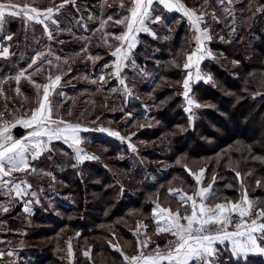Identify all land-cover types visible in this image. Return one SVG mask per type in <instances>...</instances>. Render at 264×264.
<instances>
[{"label":"trees","instance_id":"obj_1","mask_svg":"<svg viewBox=\"0 0 264 264\" xmlns=\"http://www.w3.org/2000/svg\"><path fill=\"white\" fill-rule=\"evenodd\" d=\"M190 1L186 0V3L189 4ZM250 3L251 0H235L232 5L225 4L226 10L225 5L220 4L218 0H207L205 4L209 11H220L223 15L219 22H213L212 31L214 36L220 32L223 40H213L208 46L221 58L226 59V63L221 65L205 60L201 68L209 71L207 73L211 81L193 84L189 96L196 104L209 102L215 108L196 107L190 112L187 110L182 82L186 79L187 70L183 65L186 56L193 52L195 43L192 42V26L184 16L168 13L164 28L159 31L156 40L141 36V44L135 51L134 58L147 74L139 76L142 73L140 71L128 73L129 85L134 89V94L133 98H128L127 101V113H132L127 126L129 128L135 119L144 118L148 123H145L132 140L152 141L169 134L163 146V150L169 151L162 154L163 150L160 148L156 152L141 150L139 157V153L127 148L124 153L126 144L108 136L96 137L89 145L91 151L88 153L97 157L95 160L66 164L70 186L64 194H71V198L67 201L57 199L54 213L43 214V211L39 210L40 207L39 212L36 210L32 219L34 226L28 228V240L38 242L41 238L38 243L40 247H24L25 251L37 254L32 264H66L67 262L58 256L56 249L65 238L73 236L78 242L77 247L90 246L92 257L96 255L97 250L107 253L113 251L112 247H109L112 237L117 239L122 236L132 241V230L128 224L133 212L142 209L147 211V215L155 201L160 199L161 203L165 197L181 203L177 194H170L169 189L180 188L185 191L187 187H195L196 182L185 166L193 172H196L195 169L206 168L210 176L216 177L215 187L223 189L224 196L229 195L230 198L239 193L235 174L237 171L243 174L246 169L252 168L255 169L256 175L264 176V160L259 159L264 157V141L259 138L262 133L264 135V13L254 12ZM78 4L77 9L71 6L65 8V15L79 17L78 14L87 8L82 1L78 0ZM200 4L201 0H198L194 7ZM228 9H231V12ZM18 52L16 45L11 53ZM23 53L26 58L33 54L29 47L25 48ZM152 72L153 79H147ZM177 76L179 90L171 85L176 83ZM174 93L176 96L171 97ZM254 94L260 95L253 97ZM105 103L108 108V99L102 94L98 95L92 106L93 112H96L94 114L99 115ZM145 106L150 110L144 108ZM112 117L118 121L121 116L116 114ZM101 118H104V113ZM208 119L216 121L215 125L207 122ZM222 132L226 136L220 138ZM236 141L249 142L255 157L247 154L249 160L244 164L239 161V158L245 156L240 148L232 152L229 150V154L220 156L222 149L225 150ZM216 144L219 146H215ZM94 147L97 152L93 153ZM158 153L169 163L162 173L146 167L141 159L154 161L156 158L153 155ZM120 154L122 157L119 158ZM184 154L185 158H181L180 155ZM105 158L109 159L108 167H113L119 170L118 172L123 170L124 174L104 169ZM239 164L243 166L237 169ZM61 165L63 169L64 164ZM154 173L157 177L152 180L151 175ZM180 177H184V184L179 183ZM258 189H263L261 186L256 188V195H261L262 192L257 191ZM215 202L221 200L216 199ZM21 211L22 209H18L15 215L19 216ZM46 238L51 240L48 242ZM75 255L77 258V254ZM81 260L84 264L98 262L88 260L85 255ZM238 260L222 263L264 264L261 256L241 257Z\"/></svg>","mask_w":264,"mask_h":264},{"label":"snow or ice","instance_id":"obj_2","mask_svg":"<svg viewBox=\"0 0 264 264\" xmlns=\"http://www.w3.org/2000/svg\"><path fill=\"white\" fill-rule=\"evenodd\" d=\"M75 2L76 0H63L55 8L39 9L33 6L35 0H25L22 5L17 4L15 0H0V33L3 31L6 18H21L42 25L49 39H54L53 32L49 29L45 20L57 24V21L53 19L54 12H59L66 4H75ZM218 2L220 4L232 5L234 0H218ZM130 3L131 7L127 9L129 15H125L123 19L115 21L117 24H123L126 31L114 37L121 44L115 48V51L111 52V55L116 57V61L114 63V71L110 75L115 77L120 76L122 66L129 59L131 49L137 44L136 34L139 32H150L146 21L150 20L152 23L159 22L160 16L154 14L155 9L153 7L154 4H159L169 11L181 12L190 22L194 31L199 33L198 36L194 37L198 46L194 52L186 56L183 68L187 70L195 67V78L197 80L202 79L199 64L206 56L212 55L205 43L212 40L205 17L219 22L215 12H210L204 6L207 0H201V4L195 8L187 7L181 0H130ZM120 6L124 7L123 3ZM258 10L264 11V8ZM228 11L231 12V9H228ZM108 19L111 20L112 17L109 16ZM202 24L204 25L203 28L201 27ZM151 34L155 35L154 32ZM4 38L11 41L13 36L9 34ZM220 39L223 40V37H220ZM10 55L14 54L10 53L9 47L0 44V57L7 59ZM45 56L44 52L36 53L28 67L33 68L35 66L34 72H43L42 62L45 61ZM46 62L48 64L52 63L51 60H47ZM109 67H113V65H109ZM26 72L27 69L21 71L13 79L19 84L23 77L37 90L35 107L28 110L30 115L25 113L15 121H6L3 118V113H0V122H2V126H0V189H7L9 196L14 192L15 197L28 195L25 188L21 185L27 184V187L31 188V184H28L25 180H20L17 183L15 179L5 178L12 177L13 173L16 172H36V169L32 168L26 159L25 154L29 151V147L25 143V140L14 139L11 135V128L16 127L17 124L33 129L28 137L25 138L26 140L47 137L49 142L53 139H63L66 143L71 141L72 145L77 146L76 153L78 159L91 160L97 158L87 154L80 155L83 152V149L78 147L81 143V138L78 135L81 131V126L66 121L58 115L59 106L55 104L52 97L54 95H61L57 91V88L61 86L62 75H55L54 77L48 75L46 76V83L38 84L32 79V74L26 75ZM192 79L193 72L188 71L186 79L183 81L185 89L183 96L188 98L190 106L194 103L189 98V81ZM209 79L211 78L209 77ZM100 81H104L103 76L100 77ZM119 83L124 85V79H120ZM14 91L17 95H22L19 87H16ZM0 95H3L2 89H0ZM26 99L27 97H25ZM54 107L57 109L55 113ZM187 110L191 111V107ZM68 115H71V112H68ZM96 130L100 132L109 131L104 128H97ZM109 134L118 137L120 135L115 131H110ZM120 139L124 140L125 137H120ZM43 144V140H36L32 147L33 149H40ZM131 147L132 151L135 152L136 148L134 146ZM38 154L36 152L33 159ZM185 168L194 178L197 189L191 195L188 193L179 195L178 199L184 208V212L182 213L179 208L173 211L170 208H162L157 204L154 213L159 218L156 221L157 229L154 235L170 234L175 239L168 241L166 251H161L160 246L157 244L151 252H146L145 249L154 243V241L145 232L146 238L137 241L138 253L133 256L125 255L118 245H112L116 251L121 252L125 264H163L164 261H168V264H193V262H199V264H218L216 259L218 249L215 245L217 242L223 244L225 241H231L234 254L241 252L264 253V247L261 246L264 244V208L259 207L258 201L249 198L248 190L244 187L240 172L237 171L235 173L241 189L239 199L232 201L225 198L222 202L210 204L209 201L218 199L216 193L213 191L216 177L212 176L210 182L204 186L203 178L206 169L201 168L199 172H193L187 166ZM256 184L257 187L261 186L260 181H257ZM228 187L232 186L228 185ZM169 192L172 195H176L178 192H182V189H169ZM2 211L8 212L9 208L3 207ZM25 211H29V209L25 208ZM161 221L163 222V226H161ZM139 227L146 229L147 225H139ZM229 228L234 230L229 231ZM240 238L244 239L241 240ZM69 253L71 254L70 243ZM3 255L5 253L0 252V257ZM7 255L11 256L12 253L9 252ZM83 255L89 256L90 253L86 251Z\"/></svg>","mask_w":264,"mask_h":264},{"label":"crops","instance_id":"obj_3","mask_svg":"<svg viewBox=\"0 0 264 264\" xmlns=\"http://www.w3.org/2000/svg\"><path fill=\"white\" fill-rule=\"evenodd\" d=\"M79 1L84 2V4H88L86 5L87 10L83 13L80 12V14H78L79 17L65 15L66 12H64V9L70 6L66 4L64 8L59 10V12H54L53 14V19L57 21V24H53L51 21L45 20V23L48 24L49 29L53 32L54 39H49L43 26L35 23L34 21H26L25 19L21 18H6L3 31L2 33H0V44L9 47L10 53L11 51L13 52V48L17 45L19 52L18 54L10 55L7 59L0 57V89L3 90V95H0V113H3L4 120L6 118H9L15 121L19 116H23L25 113L30 115V112L28 110L35 107V101L37 97L36 88L23 77L21 78L19 84H17L13 79L21 71L27 69L26 75L32 74V79L35 80L38 84L46 83V76L48 75H52L53 77L55 75H62L61 86L57 88V91L60 92L61 95H54L52 98L55 104L59 106L58 115L60 117H62L66 121H69L73 124H79L81 126V131L78 133L81 138V143L78 147L85 151V146H89L91 142L98 136H108L114 140H117L118 142L120 141L115 136L110 135V130L107 127H102V124L99 122L96 124V129L104 128L109 131L100 132L95 128H93L92 131L90 128L89 130V126L87 125V123L81 120L80 117H77L78 112L79 114L80 112H88L86 110L81 111L82 107L79 108V110L73 109L75 98L87 100L89 94H87L88 91L86 90H91V87L95 85L92 91H98V88H100L103 91L104 96L106 94L119 100L127 99L128 101L129 96L132 97L134 94L132 91L133 88L129 85V71L142 72L141 74L143 75L139 74V76H144L147 74L144 68H142V66H140L134 58V53L137 50L138 46L141 44V36L145 35L152 40H156L159 37V28L164 25L168 13H178L182 16L183 14L177 11H169L165 9L163 5L154 4V14L160 16L159 22L152 23L150 20L146 21L150 32H139L136 34L137 44L133 49H131L129 59L125 61V65L122 66L120 76L115 77L110 75L114 71V63L116 61V57H113L111 55V52L115 51V48L119 46L121 42L117 40L116 43H109V45H104L105 42L103 39L113 33L109 30H105V32L99 33L98 38H93V41H95V43L89 44V41H87V39L92 38L94 32H92V30H89L88 26L87 32H82V29H80L82 27L81 24L80 26H77V23L84 20V18H94V20L96 21H91L95 22V25H97L95 29L98 30L101 28V22L102 24H105V22L108 23V21H110L108 19L109 16L112 17L113 21H116L123 19L125 15H129L127 9L131 7L130 0ZM15 2L22 5L25 0H15ZM62 2L63 0H54V3L53 0H35L33 6L39 9H46L48 7L55 8ZM121 3H123L124 7L120 6ZM98 20L100 23L97 22ZM121 25V28L116 26V29H120V34L126 31L125 26L123 24ZM112 27L113 25L111 26V28ZM153 32L155 33V35L151 34ZM9 34L13 36V39L11 41L4 38ZM196 35L198 36L199 33H196ZM78 38L79 41L74 42V40L76 41L78 40ZM209 42L210 41L205 42L208 49ZM28 47L33 54L32 56H27L26 58L24 56L23 50ZM38 52H44L46 54L45 61L42 62V67L44 69L43 72H34L35 66H33V68L28 67L31 59ZM47 60H51L52 63L48 64L46 62ZM205 60L206 58L203 59L200 64L202 65ZM65 61H67V63H65ZM200 64L199 69L201 67ZM109 65H113V67H109ZM188 71H192L194 75V78L189 81V94L192 90L191 88L193 84L200 81H211L209 77H204L201 72L200 74L202 79L197 80L195 78V67H193L192 69H187V72ZM67 75L69 76L67 77ZM101 76L104 77L103 82L100 81ZM120 79H124V85H121L119 83ZM93 81H95L94 84H92ZM16 87H19L21 89L22 95H17L15 93L14 89ZM113 89H115V91H113ZM95 96L97 97V95ZM25 97H27L26 100ZM186 99L188 104V98ZM5 105H7V107H5ZM126 105H128L127 102ZM55 112H57V109L54 107V113ZM68 112H71V115H68ZM0 126H2V122H0ZM17 127H21L24 130V134L21 137H17L14 134V130ZM32 130L33 129L26 128L20 124H17L14 128H11V135L13 136V138L25 140V143L28 145L29 151L25 154L26 159L28 160V163L31 165V167L36 169V172H16L13 173L12 177L5 178L15 179L17 183H19L20 180L27 181L28 184H31V188H28L27 184H23L21 186L25 188L28 195L15 197V194L13 192V194L9 196L7 194V189H0V211L3 213L2 216H0V252L2 251L1 249H4V246L6 247V249L9 248L6 246V244L8 243V241H10L11 238H14L19 242L23 241L24 239L28 240V228L29 226H34V223H32L33 216L36 210H38V208L41 206V193L43 192L41 181L47 178V180L51 183L50 186H52V196L50 199L54 200L56 198L67 201L71 198V194H64L68 192L70 186L68 183L69 174L66 173V164L72 162L80 164L84 161H88L87 159H78L76 153L77 146L72 145L71 141L66 143L63 139H53L51 142H49L47 137H37L32 138L31 140H26L25 138L28 137L29 133ZM36 140L44 141V144L40 149H33L32 147ZM88 142L90 143L87 144ZM124 142L125 143H120L126 145L130 143H128L127 141ZM36 152H38L39 154L36 155L35 159H33V156ZM61 164H64L63 169ZM56 184H58V186H55ZM183 193L186 192H184L183 190L182 192H178L177 198ZM42 194L44 195V193ZM191 194H193V192ZM157 204H159L162 208L171 209L170 204L163 205L162 202L160 203V199H157L155 201V203L152 205L151 221L149 224H144L147 225V228L142 230L144 238H146L145 232H153L154 234L157 229L156 221L159 218L154 215ZM177 204L181 203L177 202ZM3 207H8L9 211L3 212ZM16 208L22 209L20 213L21 216L15 215ZM25 208H28L29 211H25ZM172 210L174 211V209ZM161 226H163L162 221ZM233 230L234 229L232 228L229 229V231ZM168 235L170 234L153 235L152 240L154 241V243L152 244L157 245L162 243V241L167 238ZM240 239L243 240L244 238ZM225 244L226 247L233 253L231 241H225L224 244H220L219 242H217L215 247L221 249ZM14 248L10 249L12 255L8 260H11L12 257L15 256V258L18 257L20 259H23L24 257L30 258L33 261L37 256L35 252H29L27 250L25 251V248L22 246L16 247L15 249ZM249 254L254 253L241 252L239 254H235V256L239 258L246 257ZM127 255L133 256L132 254ZM1 261L2 260L0 257V264ZM8 264L12 263L8 262ZM163 264H168V261H164Z\"/></svg>","mask_w":264,"mask_h":264},{"label":"rangeland","instance_id":"obj_4","mask_svg":"<svg viewBox=\"0 0 264 264\" xmlns=\"http://www.w3.org/2000/svg\"><path fill=\"white\" fill-rule=\"evenodd\" d=\"M197 1L198 0H191L190 3L187 4L186 3V0H181V2L182 3H185L186 6L189 7V8H195L194 7V3H196ZM259 2L260 1H258V0H251V3H250L251 6H250V8L254 11L255 8H256V6H258L261 3V2L260 3ZM234 3H235V0H234ZM86 5H88V4H86ZM96 6H98V5H96ZM204 6H206V5H204ZM74 8L75 9L79 8L78 1H76V7H74ZM86 10L84 8V11H82V13L85 12ZM101 10H102V8H101ZM224 10H226V5H225ZM210 12H212V11H210ZM219 12L220 11L215 12V14L218 17V19H220L223 16ZM185 19L187 20L186 17H185ZM91 20H94V18H84V20H82L79 23H77V26H80V24H81L82 27L80 29H82V32H84V31L87 32V29L88 28H89V30H92V32H94L92 38L87 39V41H89V44L95 43V41H93V38L94 37H97L98 38L99 37V33L105 32V30H109L110 32H113V33L103 39L104 42H105L104 45H106V44L109 45V43H116L117 42V40L114 37H115V35H119L121 31L118 28L116 29V26H118L119 28H121L122 27L121 24H117V23H115V21H113L111 19L110 21H108V23L105 22V24L104 23L102 24V22H101V24H100L101 28L98 29V30H96L95 27L97 25H95V22H93ZM205 20L207 21V27L209 28V30L211 32V35H212V40L211 41H213V40L214 41L215 40H219L220 37L222 36V34L220 32H218V34L216 33L217 35L215 34V36H214L213 33H212V31L214 29L213 22H217V21L216 20H212V19L207 18V17H205ZM94 21H96V20H94ZM97 22H99V20ZM112 25H113V27H112L113 29L111 28ZM87 26H88V28H87ZM163 26H161L159 28V31L162 28H164ZM201 27L203 28L204 25L202 24ZM192 30H193L192 42L195 43V46L193 47V52H194L195 49H196V47L198 46L197 45V42L194 39V37L197 36L196 35L197 32L194 31L193 27H192ZM160 39L163 40L162 37ZM78 41H79V38L76 41L74 40V42H78ZM183 44H184V42H182V45ZM210 51L212 53V56L211 57L206 56L205 57L206 60H211V61L217 62V63H219L221 65H224L226 63V59L221 58V56L218 53H216V52H214L212 50H210ZM191 53H192V51H191ZM178 59H179V56H178ZM178 63H176L177 66H178ZM200 70H201L200 72L202 73V75H204V77H208V73H209L208 70H206L205 68L202 69L201 67H200ZM152 74L150 73V75H149V77L147 79H149V80L153 79L152 76H154V73L152 72ZM176 78H178V79H176V83L173 82V83H171V85L175 86V89H178L179 90V86H180L179 85V76H177ZM193 78H194V75H193ZM92 84H94V83H92ZM93 87H95V85H93ZM93 87H91V88H93ZM189 90H190V86H189ZM86 91H88L87 94H89V97L87 98V100H84V99L81 100L79 98H75V102H74L73 109L79 110V108L82 107V110L81 111L86 110L88 112V113L80 112V114L78 112V114H77V117H80L81 120H83V121H85L87 123V125L89 126L88 129L90 128L91 131H92L93 128L96 129V127H97L96 124L99 122V123L102 124V127H107L110 131L118 132L120 134L119 137L118 136H115V137L118 138L120 142H123V143H125L124 141H127L128 143L130 142L123 149L124 150V153H126V151H125L126 148L132 150V147L130 145H132V146H134L136 148L135 153H139V154H137V155H139V157H140L141 150L154 151V152L159 151L158 148H160V149L163 150L164 143H166L167 136H169V134L159 136L158 138H155L152 141L139 140L138 142H136V141H133L132 140V138L138 133V131L142 129V127L145 125V123L147 124L148 122L145 121L144 118H138V119H135L134 120V123L128 128L127 122L131 118L132 113L131 112L127 113V105H126L127 99L126 100L125 99L119 100L117 98H113V97H110V96H108V95L105 94V98L108 99V108H106L107 107V105H106L107 102H106L104 104L103 109L99 113V115L98 114L96 115V114H94L95 111L93 112V108H92L93 104H95V98H96L95 95H97V96L100 95V94L103 95V91L100 88H98V91H92V90H86ZM132 91H134V89H132ZM97 92H100V93H97ZM170 96L171 97H174V96H176V94L174 93V94H172ZM129 98H133V97H130L129 96ZM197 104L199 105V107H198L199 109H203V108H206V107L215 108L214 105L212 103H209V102H198ZM197 104H196L195 101H194V103L191 106L189 104H187V109L189 107H191V110L193 108L195 109L197 107ZM144 108L150 110L149 107H146L145 106ZM188 112H190V111H188ZM102 113H104V118H101V114ZM111 113H113V114H111ZM114 114L115 115L117 114V116H121L120 119H118V121H115L114 120L115 117L114 118L112 117ZM207 122H209L210 124H214V125L216 123V121H214L213 119L212 120H209L208 119ZM214 128L217 129L216 127H214ZM217 130H219V129H217ZM250 133L253 134L252 132H250ZM221 134L222 135H221L220 138H223V137L226 136L223 132ZM120 137H125V139L124 140H121ZM259 138L261 139V141H264V135H263V133H262V136H260ZM260 139H259V141H260ZM89 143L90 142H88L87 144H89ZM215 146L218 147L219 145L216 144ZM238 148H240L242 150V152L245 154V156H243L242 159L239 158V161H242L243 163L244 162H247L249 160L247 154L249 156L255 157V154H254L255 152L252 150L251 145L247 141H244V142H242V141H236L235 143H233L230 146L226 147L225 150L222 149L219 152V153H221L220 156L223 155V154H227V153L229 154V150H231V152H232V150L238 149ZM90 149L91 148H89L88 145L85 146V150L87 152H89V153L91 151ZM168 151L169 150H167V151L166 150H163L161 153L162 154H166V152H168ZM92 152L93 153L94 152H97V148L94 147V149L92 150ZM124 153H122V154H124ZM153 156H154V158H156V160H154V161H150V160H148L146 158H141V159L145 163V166L146 167L154 168V169L157 170V173H162L163 170L164 171L166 170V168H167L166 166H169V163L166 162L164 159H162L163 157H161V154H159V153H158V155H155L154 154ZM185 156H186V154L180 155L181 158H185ZM118 157L119 158L122 157L121 154ZM232 159H234V158H232ZM259 159L260 160L261 159L264 160V157H259ZM104 160H105L104 161L105 164H103V168L104 169H107L108 172L109 171H111V172H116V171L118 172L119 171V170L114 169L113 167H108V165H109V159L105 158ZM204 163H206V161ZM193 164L196 165V163H193ZM242 166H243V164L241 166L239 164L236 167L238 169L239 167H242ZM245 168H246V165H245ZM204 169H206V168H204ZM195 171L197 172L199 170L198 169H195ZM123 172L124 171L122 170L121 172H118V173L119 174H122ZM155 177H157V174L155 175V173H154V174L151 175V179L152 180H154ZM211 177L212 176H210L208 174L207 170H206L205 173H204V186H206L210 182ZM241 178L243 179L244 187L247 188V190H248V196H249V198L252 199V200L258 201L259 202V207L264 208V176H262V175H260V176L256 175L255 174V169L249 168V169H246L243 174H241ZM184 180H185L184 177H180L179 178V183L180 184L181 183L184 184L185 183ZM257 181H260L261 187L263 189L262 191L260 189L257 190V191L260 190V192H262L261 195H256V188H258L257 187V184H256ZM237 183H238V187H239L238 188V192L239 193H238V195L236 194V196L235 195L232 196V198H230L229 195L227 197H225L224 196V193H223V189H220L219 190L217 187H215V184H213V191L215 193L216 192L219 193L218 195L216 193V195L218 197V200H221V202L225 198L228 199V200H232V201L238 200L239 197H240V191H241L238 178H237ZM50 184L51 183L47 180V178L46 179H43L41 181V187H43V192L42 193H44V195L41 193V201H40L41 206H40V209L39 210H42L43 211V214H46L47 212L54 213V208H55V205H56V202L55 201L57 199L56 198L54 200L53 199H50L51 196H52V193H51L52 186H50ZM55 186H58V184H56ZM196 189H197V185H195V187L193 186V188L187 187V189L184 192L191 194L192 192L194 193L196 191ZM209 203L210 204H215L216 202H215V200H211V201H209ZM162 204L163 205L164 204L165 205L166 204H170L171 205L170 206L171 209H174V211L176 209H178V206H179L180 211L182 213L184 212V208L181 206V204H177L176 201H173L169 197H165L164 200H163V202H162ZM39 210H38V212H39ZM143 212L144 211L142 209H137L135 212H133V215H132V219L130 221V224H128L129 229L132 230L131 231L132 236H133V240L132 241L126 240L122 236L117 237V239H115V238L112 237V239L110 240V242L113 245H118L120 247V249L122 250V252L125 255H127V254L136 255L138 253L137 241L138 240L145 239L144 238L143 231H142L144 228L139 227V225H144L146 223L147 224L150 223V221H151V212H149L147 215H145L147 211L144 212V213ZM2 214L3 213L0 211V216H2ZM229 229H231V228H229ZM115 231H114V233H115ZM28 233H30V231H28L27 234ZM153 235H154L153 232H151V233L148 232L147 233V236H150L152 238H153ZM43 238L45 239V237H43ZM173 239H175V237H173L171 235H168L167 238H165L162 241V243H160L158 245L159 246L164 245L169 240H173ZM40 240H41V238H39V241L38 242L35 241V240H26V239H24L23 241H20L19 242L16 239L11 238L10 241H8V243L6 244V246L9 247V248L6 249V247L4 246V249H1L2 250L1 252L2 253H5L4 257L7 259V262H9V263H12V264H32L33 261L30 258H25V257L23 259H20L18 257L15 258V256H14V257H12L11 260H8L10 256L7 255V253L8 252H11L10 249H13L14 247L16 248V247H19V246H22V247L31 246L33 248H39L40 247V244H38V243L40 242ZM50 240H51L50 238H46V241L49 242ZM69 243L71 244V254L69 253ZM77 243L78 242L76 241L75 237L73 236V237H70V238H65L64 241H63V243H59L58 244V248L56 249V252H58V256H60L61 258H63L67 262L66 264H84L85 262L82 263V260L81 259L83 257V253L86 252V251L90 253V255L87 256L88 257V260L90 259L92 261H95V260L98 261L95 264H125V262L123 260V256L121 255V252L116 251L113 248V246H112L111 243H110L111 245H109V247L110 248L112 247V250L113 251H110L109 253H107V252H102L101 250H97L98 252H96V255H94L93 257H92V252H91V248H90L89 245H83L82 247L81 246L77 247L78 246ZM258 243H259V241H258ZM152 245H154V246H152ZM261 246L264 247V244H262ZM155 247H156L155 244H150L149 247L147 249H145V251L148 252L149 250H151V249H153ZM217 249H218V255H217L216 259H217L218 264H223L222 263L223 261L224 262H228V263H233V262H235V261L238 260L237 256H235V254L233 255V253L226 247V244L224 245L223 248H221V249L217 248ZM253 253L254 254H249L246 257H248V256H257V257H260L261 256L264 259V253H257V252H253ZM75 254H77V258H76V255ZM246 257H242V258H246ZM239 258H241V257H239ZM76 262H78V263H76ZM52 263L53 262H51L49 264H52ZM193 264H199V262H193ZM249 264H252V263L250 262Z\"/></svg>","mask_w":264,"mask_h":264},{"label":"built area","instance_id":"obj_5","mask_svg":"<svg viewBox=\"0 0 264 264\" xmlns=\"http://www.w3.org/2000/svg\"><path fill=\"white\" fill-rule=\"evenodd\" d=\"M68 5H70L71 7H76V2H75V4H71V3H69ZM261 8H264V2H262V3H260L258 6H256V8H255V12L256 13H258V14H263L264 13V11H259L258 9H261ZM196 41V40H195ZM197 42V41H196ZM260 94H254L253 95V97H257V96H259ZM6 121H13V120H11V119H9V118H6L5 119ZM89 152H87L86 150L85 151H83L82 153H81V155H85V154H87V155H89L88 154ZM233 219H235V217H233ZM174 240V239H173ZM168 243V242H167ZM167 243L166 244H164V245H161L160 246V249H161V251H166L167 250V248H166V246H167ZM152 251V249L151 250H149L148 252H151ZM1 264H8V262H7V259L4 257V255L1 257Z\"/></svg>","mask_w":264,"mask_h":264},{"label":"water","instance_id":"obj_6","mask_svg":"<svg viewBox=\"0 0 264 264\" xmlns=\"http://www.w3.org/2000/svg\"><path fill=\"white\" fill-rule=\"evenodd\" d=\"M14 134L15 136L17 137H21L23 134H24V130L21 128V127H17L15 130H14ZM18 211V208L15 209V212Z\"/></svg>","mask_w":264,"mask_h":264}]
</instances>
